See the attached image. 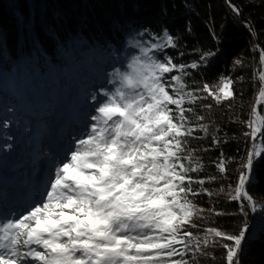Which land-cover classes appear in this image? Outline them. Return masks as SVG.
Listing matches in <instances>:
<instances>
[{
    "label": "snow or ice",
    "instance_id": "snow-or-ice-1",
    "mask_svg": "<svg viewBox=\"0 0 264 264\" xmlns=\"http://www.w3.org/2000/svg\"><path fill=\"white\" fill-rule=\"evenodd\" d=\"M135 47L140 55L128 63L130 71L112 74L111 83L119 85L115 91H103L102 100L92 98L90 123L54 164L40 200L0 223V264H190L187 257L206 254L202 248L215 244V238L232 242L223 244L226 264H240L247 226L239 235L207 228L201 237L191 230L203 215L192 198L211 195L193 187H203L206 180L192 175L202 168L190 142L209 133L194 105L209 98L216 104L234 100V81L222 77L215 88L203 83L189 89L190 71L217 53L202 54L191 64L177 63L166 54L178 47L166 30ZM260 60L264 65V50ZM259 79L264 102V73ZM204 107L211 110L212 105ZM244 123L249 129L244 135L253 146L231 199L246 201L255 210L246 186L254 161L264 158V149L256 150L264 137V116L258 123ZM216 167L226 172L223 161Z\"/></svg>",
    "mask_w": 264,
    "mask_h": 264
},
{
    "label": "trees",
    "instance_id": "trees-1",
    "mask_svg": "<svg viewBox=\"0 0 264 264\" xmlns=\"http://www.w3.org/2000/svg\"><path fill=\"white\" fill-rule=\"evenodd\" d=\"M231 2L241 15L232 11L228 0H0V92L15 91L38 76L42 82L45 78L52 82L70 65L81 70L86 57L92 60L90 64L98 57L112 58L127 48L132 37L141 39L138 44H147L165 30L178 44L166 52L177 63L191 64L202 54L216 52L198 70L190 71L189 89L203 83L215 88L220 78L227 77L234 81L236 98L221 104L203 99L194 105L205 117L209 133H199L200 138L190 142L202 168L192 175L206 180L203 187H193L211 195L192 198L203 215L193 221L198 228L191 230L201 237L207 228L239 235L247 226L249 232L251 210L245 201L231 196L253 146L244 135L249 131L244 122L256 120L261 90L264 0ZM237 60L241 63L236 64ZM206 104L212 105L211 110ZM260 112L264 116V102ZM212 137L220 143H213ZM261 149L264 137L256 142V150ZM221 161L225 173L216 167ZM247 191L256 202L257 215L264 218V158L260 156ZM215 240L202 248L206 254L187 257L190 264H226L223 244L232 242ZM239 258L240 264H264V229L242 241Z\"/></svg>",
    "mask_w": 264,
    "mask_h": 264
},
{
    "label": "rangeland",
    "instance_id": "rangeland-1",
    "mask_svg": "<svg viewBox=\"0 0 264 264\" xmlns=\"http://www.w3.org/2000/svg\"><path fill=\"white\" fill-rule=\"evenodd\" d=\"M138 41L141 39L132 37L127 48L118 55L112 58L98 57L93 64L86 57L79 66L81 70L70 65L68 71H64L60 78L55 77L52 82L47 78L42 82L38 76L15 91L0 92V177L1 167L3 169V166H9L11 159H15L17 166L14 174L17 175L19 170L18 175L24 178V182L29 181L41 168V164H35L37 160L34 155L37 154L46 163V175L49 179L54 164L59 162L74 138L79 137L90 123L89 117L93 114L94 107L92 98L102 100L103 91H115L119 86L111 83L115 70L130 71L128 63L134 56L140 55L139 49L135 47ZM43 65L46 63L43 62ZM51 75L53 74L50 73ZM4 122H8L10 126L5 128ZM65 126L66 133L62 130ZM60 130L62 134H59L56 141L53 140L52 132L57 135ZM64 138L67 140H63ZM7 145L11 147L8 148ZM23 187L30 190V196L24 201L17 200L7 207L0 197V216L5 215V211L10 213L12 210L17 211L19 216L35 203L32 198L34 183L30 181ZM7 191L9 194L13 193L11 188H7ZM6 219L8 218L0 223Z\"/></svg>",
    "mask_w": 264,
    "mask_h": 264
},
{
    "label": "bare ground",
    "instance_id": "bare-ground-1",
    "mask_svg": "<svg viewBox=\"0 0 264 264\" xmlns=\"http://www.w3.org/2000/svg\"><path fill=\"white\" fill-rule=\"evenodd\" d=\"M62 124L64 125L65 122L62 123ZM62 130H64V133H66L67 132L66 131L67 130L66 126ZM52 134H53V140L56 141L57 138H59V136H60L59 134H62V131L60 130L57 135H55L54 132H52ZM63 140H67V139L64 138ZM55 144H56V142H55ZM13 155L15 156V154H13ZM13 155H12V157H13ZM34 156L36 157V160H37V162H35V164H38V165L41 164V169H40V171H36V174L33 177V181L39 182V184H43L44 177H45V174H46L45 173L46 172V166H45L46 163L43 162L38 157L37 154H35ZM13 158H15V157H13ZM15 162H16L15 159H11V162H10L9 166H5L6 168L1 169L2 176L0 177V193H2V195H3L5 187L8 184L14 185V190L16 191L15 196H9V197L5 198V202L8 203V204H10L13 201L18 200L19 198L22 199V200L25 198V196L23 195L24 187H22L20 184H18L19 181H21L20 177L18 175H16V174H13V171H14L13 166L17 165ZM3 175H5V177H3ZM17 191H22L23 193L18 195ZM10 218H13V216H11ZM256 222L258 223L259 227L261 226L260 228L264 227V220L257 219Z\"/></svg>",
    "mask_w": 264,
    "mask_h": 264
},
{
    "label": "water",
    "instance_id": "water-1",
    "mask_svg": "<svg viewBox=\"0 0 264 264\" xmlns=\"http://www.w3.org/2000/svg\"><path fill=\"white\" fill-rule=\"evenodd\" d=\"M262 73H264V65H263ZM261 89H262V86H261ZM262 104H263V102L258 97V101H257V105H256L257 122H259L260 117H262L261 112H260V107H261ZM254 170H255V168H254ZM254 170L252 172V178H251V180L253 179ZM248 185L246 186V188L248 187ZM249 208H250L251 213H252V220H251V223H250V231L248 232L246 238H253V237H255L257 235V233H258L259 230L264 229V227L260 228L261 226L260 227L258 226V223L256 222V220L257 219L264 220V218H261L260 216L257 215L256 209L253 210L250 206H249Z\"/></svg>",
    "mask_w": 264,
    "mask_h": 264
}]
</instances>
